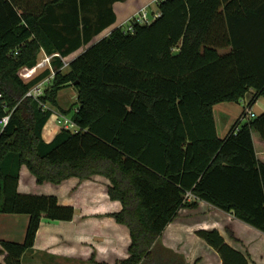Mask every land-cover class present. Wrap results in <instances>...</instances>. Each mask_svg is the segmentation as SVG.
<instances>
[{
	"label": "trees",
	"instance_id": "16d2710c",
	"mask_svg": "<svg viewBox=\"0 0 264 264\" xmlns=\"http://www.w3.org/2000/svg\"><path fill=\"white\" fill-rule=\"evenodd\" d=\"M119 1L0 0V122L9 116L0 133V215L29 217L23 243L0 240L2 264H22L43 220L75 217L57 196L21 193L24 167L39 185L109 181L110 199L122 204L110 216L131 236L116 264H186L159 239L201 202L264 233V113L244 121L243 111L224 139L214 117L218 104L249 98L246 109L264 98V0H160L151 24L94 42L116 23ZM42 52L59 56L24 81L20 70L35 68ZM52 70L44 94L28 97ZM71 85L77 128L47 142L54 110L45 103L57 107ZM196 235L223 264H250L218 230ZM89 264L109 263L93 255Z\"/></svg>",
	"mask_w": 264,
	"mask_h": 264
},
{
	"label": "crops",
	"instance_id": "0c3cea01",
	"mask_svg": "<svg viewBox=\"0 0 264 264\" xmlns=\"http://www.w3.org/2000/svg\"><path fill=\"white\" fill-rule=\"evenodd\" d=\"M159 1L160 0H148L144 3V0H124L116 2L114 4V11L117 16L116 23L106 29L94 40V42L108 36L114 29L123 25L126 26L129 18L142 8L151 6L153 2H156L158 6ZM157 6L156 10L152 11H157ZM86 48L87 47L82 48L70 57L65 58V61H70L82 53ZM43 54L44 56L46 55L45 52ZM30 72H33V70ZM37 73L38 71H35L31 76L33 77ZM218 105L214 107L217 132L218 123L216 118V107ZM257 108L259 110H257ZM253 110L257 113V116L264 113V98H259L256 101ZM229 111V107H224L221 112L223 114V112ZM51 118L46 124L43 133V137L47 142H51L61 130L60 126H56L54 123L50 124ZM221 121L227 123L223 118ZM226 126V128L229 129V125ZM261 144H264V141H262ZM262 154L264 157V152ZM26 170L28 171V169L24 167L21 171L19 181L20 192L21 190L28 191L30 188L34 187L38 188L37 185H39L35 177L28 171L34 177L31 178ZM93 179L80 182L78 179L73 178L61 185L63 190L61 191V195L57 196L59 202L63 205H70L75 208L74 219L67 222L69 230L66 236H63L61 233H54L55 230L54 232L44 231L42 225L45 220H43L40 230L38 231L35 246L30 250L32 252L28 251L24 255L22 264H87L93 255L96 256V261L98 262L116 264L128 257V250L131 244L129 228L126 225L117 223L116 220L110 216L120 212L122 210V204L119 201H112L110 199L108 195L109 181L106 178L97 176ZM70 181L73 182L69 184ZM45 184L51 183H44L42 185ZM74 188H76V190ZM206 209H210L212 213L210 216L205 214L204 210ZM188 211L190 210H182L179 217L174 220L176 221L181 218L192 220V223L187 222L182 226V230L184 229L183 231H186L185 235H187H184L186 241H182V245H187L188 242H192V240L188 239V234L190 233L193 237L192 239H197V244L203 249V252L216 255L218 257L217 263L223 264L218 252L196 235V231L201 229H216L221 233L229 246L248 256L250 264H264V233L237 219L232 213L220 211L205 202L200 203L197 211L200 212V214H197V216L194 215L193 218H191V213ZM28 222L29 217L27 215H0V240L23 243ZM173 222L167 226L159 242L163 239L162 245L177 253H182L181 242L175 236L171 238L168 237L167 240H164L167 230L171 227ZM46 228L49 231L48 227ZM44 232L47 233L44 234ZM64 239H66V241H63ZM61 246H64V251L61 249ZM189 252L190 251L186 254H189ZM43 253L51 255V259ZM4 257L5 254L0 248V264L3 263ZM202 262L204 264H206V262L209 264L208 259H204Z\"/></svg>",
	"mask_w": 264,
	"mask_h": 264
},
{
	"label": "rangeland",
	"instance_id": "374dc122",
	"mask_svg": "<svg viewBox=\"0 0 264 264\" xmlns=\"http://www.w3.org/2000/svg\"><path fill=\"white\" fill-rule=\"evenodd\" d=\"M148 0H144V3H146ZM156 6L157 3L153 2L151 6L148 7V10L151 12L152 10H156ZM131 26V23L129 22L128 25H126L124 27V30H128L129 27ZM227 49L225 50H221V53H226ZM44 52H42V54L40 55L39 58V62H41L43 60V58L45 57ZM31 68L28 67H24L20 70L19 75L21 76V78L24 81H28L29 79H25L24 75L29 73L31 70ZM41 71H38V73ZM48 86V84H47ZM249 102V98H247L245 100V102H240V103H221L216 107V118H217V123H218V135L221 139H224V137H226L225 135H227V132H229V130L232 128V126L234 125V123L238 120V118L241 116V114L243 113V111L245 110V106L248 104ZM77 107V91L75 90V88L71 85L68 86L64 89H62L59 93V97H58V106H51L50 103H45V109H49L51 108L52 110H54L55 112L61 113L62 115L66 116V112L65 111H70L72 110V114L70 113V115H68L67 117L69 119L72 118L73 115V110H75V108ZM224 107H229L230 111L229 112H223L222 114V109ZM257 110H259L257 108ZM257 114V113H256ZM57 118L58 115L56 113H54L53 117L51 118L50 124L54 123L56 126H59V124L57 123ZM224 119L225 121H227V123H223L221 121V119ZM246 121V120H244ZM229 125V129L226 128ZM1 131V128H0ZM46 137V136H45ZM27 174H29V176L31 178H34L27 170H26ZM94 180V179H93ZM73 182L70 181L69 184ZM109 184V182H108ZM37 187L34 188H30L28 191L25 190H21V193L23 194H32V195H47V196H60L61 195V191L63 190L61 185H53V184H45V185H37ZM76 190V188H74ZM192 200V199H190ZM199 209V208H198ZM197 210H190L188 212H190L191 214V218H193V216H197V214H200V212H197ZM205 214H207L208 216H210L212 213L209 210H204ZM26 216V215H25ZM184 217V216H183ZM192 223V220H186V218H181V219H177L176 221L173 222V224L171 225V227H169V229L167 230V237L165 235L164 240H167L168 237L171 238L172 236H175L180 242H181V246H182V253H179L180 255H182V257L186 260V264H204L202 261H204V259H208L209 264H218L217 263V256L214 254H207L205 252H203V249L199 246V244H197V239H192L193 237L190 235V233L188 234V239L192 240V242H188L187 245H182V241H186L185 235L186 231L182 230V226H184L186 223ZM43 230L47 231V232H51L55 230L54 233H61L63 236H66V233L69 230V225L67 222L65 221H49L46 220L43 222ZM49 229V231L47 230V228ZM47 232H44V234H46ZM185 235V236H184ZM227 235V232H226ZM63 241H66V239H64ZM162 242V243H161ZM160 242V244H163V239ZM61 249L64 251V246H61ZM189 254H186L188 253ZM32 252V251H29ZM184 253V254H183ZM45 256L47 257H51V255H46L45 253H43ZM200 258V259H199ZM51 259V258H50ZM199 259V260H198ZM50 261V260H48ZM189 261V262H188ZM89 264V263H87ZM207 264V262H206Z\"/></svg>",
	"mask_w": 264,
	"mask_h": 264
},
{
	"label": "built area",
	"instance_id": "2783aa9c",
	"mask_svg": "<svg viewBox=\"0 0 264 264\" xmlns=\"http://www.w3.org/2000/svg\"><path fill=\"white\" fill-rule=\"evenodd\" d=\"M148 7L149 6L142 8L141 10L137 11L133 16H131L129 18L127 25L130 22L131 26L126 31H133L135 24H140V25L151 24L155 19H157L159 17L160 14L158 11H151L150 12L148 10ZM123 26H121V27L124 29L125 26L124 27ZM54 56H59V55H54ZM54 56L45 55L43 60L41 62H39L35 68L32 69L33 72L39 71V70L42 71L48 67L52 68L51 61H52V58ZM68 64H69L68 61H65V66H67ZM33 72H29V73L25 74L24 75L25 79L32 78L31 75ZM54 75H55V72L52 70L51 76L48 77L47 79H45L44 81H42L37 86H35L32 90H30L27 93V96L33 97V98H38L39 96L43 95L45 88H47V84L48 85L50 84L51 80L54 78ZM44 109H45V106H44ZM244 111H245V115H244L245 119L244 120L254 119L257 117V114L253 110V107L252 108L248 107ZM54 113H56L58 115L57 123L59 124L61 129H68V130H72V131L76 130L77 127H76L75 123L73 122L72 118L69 119L67 117V115L65 116V115H62L61 113H58L55 111H54ZM8 122H9V116H6L2 119V121L0 122L1 131L8 124ZM1 131H0V133H1ZM187 198L192 199V196L190 194H188Z\"/></svg>",
	"mask_w": 264,
	"mask_h": 264
},
{
	"label": "water",
	"instance_id": "95a60500",
	"mask_svg": "<svg viewBox=\"0 0 264 264\" xmlns=\"http://www.w3.org/2000/svg\"><path fill=\"white\" fill-rule=\"evenodd\" d=\"M180 50H175L174 52H173V56H177V55H179L180 54Z\"/></svg>",
	"mask_w": 264,
	"mask_h": 264
}]
</instances>
